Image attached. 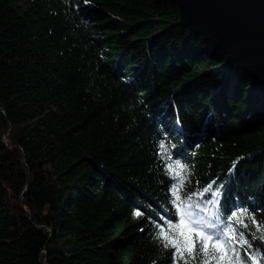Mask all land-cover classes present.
<instances>
[{
    "label": "trees",
    "instance_id": "1",
    "mask_svg": "<svg viewBox=\"0 0 264 264\" xmlns=\"http://www.w3.org/2000/svg\"><path fill=\"white\" fill-rule=\"evenodd\" d=\"M178 22L170 0H0V264H174L177 159L181 200L236 230L209 264H264V86Z\"/></svg>",
    "mask_w": 264,
    "mask_h": 264
},
{
    "label": "water",
    "instance_id": "2",
    "mask_svg": "<svg viewBox=\"0 0 264 264\" xmlns=\"http://www.w3.org/2000/svg\"><path fill=\"white\" fill-rule=\"evenodd\" d=\"M179 24L264 86V0H170Z\"/></svg>",
    "mask_w": 264,
    "mask_h": 264
},
{
    "label": "snow or ice",
    "instance_id": "3",
    "mask_svg": "<svg viewBox=\"0 0 264 264\" xmlns=\"http://www.w3.org/2000/svg\"><path fill=\"white\" fill-rule=\"evenodd\" d=\"M87 2L88 0H85V3ZM159 149L163 152H167L164 140L159 142ZM160 155L161 152H157V156L159 157ZM167 158L171 160V157ZM166 167L172 178L177 180V184L170 188L172 196L175 197V199L170 202L175 205V212L172 213V216L175 217L179 214V220H169L167 230H165L163 226H158L159 231L156 234V238L162 242L164 248L173 250L170 252V256L175 258L174 264H180V262H182V264H190V260L195 259L201 254H203L205 258L203 264H209V242H211L213 252L211 258L217 259L218 257L215 253L218 251V246L227 244L229 239H235L236 230L233 228L232 224H227L225 228L221 229L217 222L202 216L200 213H203L205 209L200 207L199 204H193L192 202V196L195 195V193L187 194L185 198L181 200L179 191L184 187V180L188 168L187 165H182L180 160L177 159L166 165ZM215 183V181H212L203 191L211 192L213 196L217 195L219 193V188L213 191V185ZM202 194L203 193H201V195ZM197 209L199 211H197ZM134 215L142 216L143 213L137 210L134 212ZM227 219L235 220V222L242 227H248V225L243 223V220L236 212H233ZM252 222L255 223L254 220ZM185 223L189 229L187 238H185L184 229L181 227L185 225ZM257 230L259 231L260 228L258 227ZM229 231L232 233L231 237L226 236ZM261 239H264V237H261ZM188 242H192V248L187 247ZM238 242L241 246L249 244V242L244 239V233L239 234ZM249 247H251L250 244ZM231 250L235 253L236 260L239 261V254L236 253L235 248ZM185 252H187V256ZM247 259L251 260L252 264H257L256 256L248 254ZM260 259H264V256H261Z\"/></svg>",
    "mask_w": 264,
    "mask_h": 264
},
{
    "label": "rangeland",
    "instance_id": "4",
    "mask_svg": "<svg viewBox=\"0 0 264 264\" xmlns=\"http://www.w3.org/2000/svg\"><path fill=\"white\" fill-rule=\"evenodd\" d=\"M209 43V42H208ZM210 44V43H209ZM215 48V47H214ZM217 49V48H216ZM228 66V65H227ZM231 66H233V65H231ZM235 67V66H234ZM242 73V72H241ZM243 75V74H242ZM229 91V90H228ZM229 92H231V90L229 91Z\"/></svg>",
    "mask_w": 264,
    "mask_h": 264
}]
</instances>
